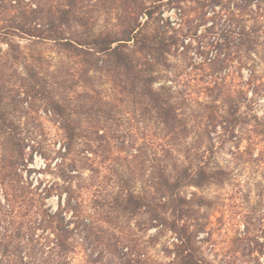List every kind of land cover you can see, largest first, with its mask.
Returning <instances> with one entry per match:
<instances>
[{
  "label": "rangeland",
  "instance_id": "rangeland-1",
  "mask_svg": "<svg viewBox=\"0 0 264 264\" xmlns=\"http://www.w3.org/2000/svg\"><path fill=\"white\" fill-rule=\"evenodd\" d=\"M201 1L161 10L189 46L154 70V89L165 88L182 120L172 129L158 120L125 68L85 45L99 37L123 39L137 22L153 33L159 14L149 20L142 10L153 0H3L0 205L24 188L43 197L50 190L45 204L56 211L59 196L70 195L84 216L108 236L113 231L133 243L147 264H174L176 235L152 227L146 212L115 217V199L126 191L151 196L159 165L172 171L203 164L226 175L223 182L182 191L190 201L187 220L199 254L210 264H264V0L252 1L242 15L237 7L250 1L206 0L211 3L206 6ZM216 1L222 4L215 7ZM224 5L244 17L257 48L254 54L240 52L241 63L218 72L215 46L228 31L221 18ZM24 19L33 25L54 22L64 31V42L77 44L7 31L12 20ZM123 49L136 66L144 63L136 44ZM54 100L66 106L75 128L70 151L65 116L55 114ZM74 263L85 264V255Z\"/></svg>",
  "mask_w": 264,
  "mask_h": 264
},
{
  "label": "trees",
  "instance_id": "trees-1",
  "mask_svg": "<svg viewBox=\"0 0 264 264\" xmlns=\"http://www.w3.org/2000/svg\"><path fill=\"white\" fill-rule=\"evenodd\" d=\"M153 1L151 6L142 7L149 20L155 19L159 14L155 19L157 28L153 33L144 31L142 23L137 22L131 25L123 39L99 37L85 45L96 54L112 56L119 66L125 68L134 85L140 89L142 97L152 106L158 120L166 127L175 129L182 123L177 105L165 92V88L154 89L158 83L154 70L156 66H167L173 52L181 48L185 51L189 47L184 36L176 31L172 32V22L169 18L165 20L161 11L166 4L180 7L188 0ZM245 1L250 2H246L247 6L243 9L237 7L239 14L245 12L254 0ZM2 2L0 0V7ZM204 2V6L209 4L206 0ZM220 4L221 1H216L215 7ZM227 7L231 10V5H224L221 10L227 35H224L223 41H217L215 46L218 52L214 68L218 72H224L236 60L241 63L240 52L254 54L257 48L255 32L247 29L243 16L237 15L235 10L227 12ZM182 16L184 17V12ZM42 20L36 25L28 19L19 23L12 20L7 31L29 39L49 40L65 46L77 44L72 41L64 42V31L54 22L42 24ZM131 42L145 54L142 65L136 66L123 49ZM51 106L55 114L65 116L62 128L67 135L65 149L70 151L76 136L70 114L66 113V106L55 100L51 102ZM225 175L223 171H208L203 164L182 165L172 171L159 165L152 195L123 192L115 199V217H119V213L137 216L146 212L150 214L152 227L166 228L176 235L174 264H210L199 254L197 235L191 231L187 220L190 201L182 195V191L188 186L201 188L218 179L223 182ZM50 194L49 190L43 197V192L36 194L32 190L27 192L24 188L19 195L8 197L5 205H0V264H75L76 257L81 253L85 255V264H147L133 243H124L123 238L113 231L108 236L109 231H104L100 224L84 216L81 205L72 196L69 195L64 200L63 195H60L56 211L46 207L45 200L50 198ZM37 196L44 201H38Z\"/></svg>",
  "mask_w": 264,
  "mask_h": 264
}]
</instances>
